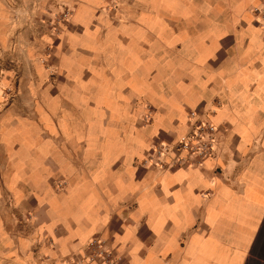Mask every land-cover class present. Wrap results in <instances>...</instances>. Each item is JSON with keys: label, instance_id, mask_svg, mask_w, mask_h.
I'll return each mask as SVG.
<instances>
[{"label": "crops", "instance_id": "1", "mask_svg": "<svg viewBox=\"0 0 264 264\" xmlns=\"http://www.w3.org/2000/svg\"><path fill=\"white\" fill-rule=\"evenodd\" d=\"M42 3L0 0V264H67L95 235L127 264H264V0H69L16 74L36 26L15 16ZM191 110L217 156L145 163Z\"/></svg>", "mask_w": 264, "mask_h": 264}, {"label": "built area", "instance_id": "2", "mask_svg": "<svg viewBox=\"0 0 264 264\" xmlns=\"http://www.w3.org/2000/svg\"><path fill=\"white\" fill-rule=\"evenodd\" d=\"M66 9L61 11V22L71 14L69 0H58ZM188 132L176 142H159L147 154L144 162L162 169L179 166L202 167L209 159L218 154L221 131L208 117L196 110L189 112ZM208 118V119H207ZM151 112L144 116L149 123ZM61 185V184H60ZM67 264H127L124 256L117 252L108 239L99 235L91 237L79 255L67 260Z\"/></svg>", "mask_w": 264, "mask_h": 264}, {"label": "rangeland", "instance_id": "3", "mask_svg": "<svg viewBox=\"0 0 264 264\" xmlns=\"http://www.w3.org/2000/svg\"><path fill=\"white\" fill-rule=\"evenodd\" d=\"M45 1L48 2V0ZM53 1L54 3L52 5L58 9V6H60L59 1ZM42 4L45 5L43 6V12L41 11V13H31L29 9H26L22 11L21 14L15 16L16 22L19 21L17 23H21L20 28H24L26 24H33L36 26V33L34 30V32H31L27 38L29 39L31 37V39L34 40L33 43L30 44L31 46L23 47L19 52H17V50L15 51L13 47L11 48V51H7L5 66L7 69H14L16 74L24 71L25 68H29L30 65H32V63L26 61V55H32L36 58H39L41 61L45 60L46 54L50 50V45L44 44L42 42V34L45 32L49 33V31L51 33H56L55 30L60 25L59 22L61 21V11L54 12L51 15L46 9L50 8L49 10L52 12L53 6H51V4H46L44 0ZM53 10H55V8H53ZM23 44L25 43L23 42Z\"/></svg>", "mask_w": 264, "mask_h": 264}]
</instances>
